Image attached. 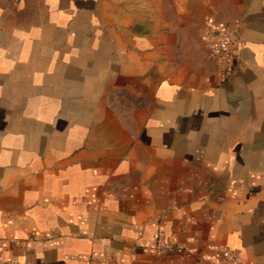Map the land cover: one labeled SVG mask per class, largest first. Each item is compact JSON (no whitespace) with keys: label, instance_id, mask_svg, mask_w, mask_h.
Instances as JSON below:
<instances>
[{"label":"crops","instance_id":"crops-1","mask_svg":"<svg viewBox=\"0 0 264 264\" xmlns=\"http://www.w3.org/2000/svg\"><path fill=\"white\" fill-rule=\"evenodd\" d=\"M0 264H264V0H0Z\"/></svg>","mask_w":264,"mask_h":264},{"label":"built area","instance_id":"built-area-1","mask_svg":"<svg viewBox=\"0 0 264 264\" xmlns=\"http://www.w3.org/2000/svg\"><path fill=\"white\" fill-rule=\"evenodd\" d=\"M202 44L209 58L215 64L216 74L220 82L224 81L234 68V61L237 58V47L239 39L236 31L226 23H207L202 30ZM159 251H176L187 254L188 250L182 244H173L170 241H160L156 245ZM228 258L233 254L224 250Z\"/></svg>","mask_w":264,"mask_h":264}]
</instances>
